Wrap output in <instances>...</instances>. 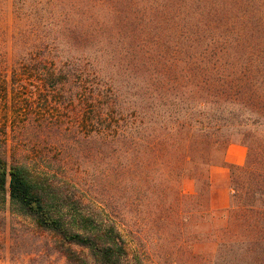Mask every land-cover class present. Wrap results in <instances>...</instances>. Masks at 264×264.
Listing matches in <instances>:
<instances>
[{
  "label": "trees",
  "instance_id": "obj_1",
  "mask_svg": "<svg viewBox=\"0 0 264 264\" xmlns=\"http://www.w3.org/2000/svg\"><path fill=\"white\" fill-rule=\"evenodd\" d=\"M12 6L23 49L15 64L45 72L59 103L84 95L76 115L110 160L91 201L77 184L0 152V197L12 213L51 236L68 264H154L150 244L180 262L264 264V0ZM231 144L246 147L243 165L227 164ZM215 167L229 170L224 209L214 206ZM198 240L215 251L194 253Z\"/></svg>",
  "mask_w": 264,
  "mask_h": 264
},
{
  "label": "rangeland",
  "instance_id": "obj_2",
  "mask_svg": "<svg viewBox=\"0 0 264 264\" xmlns=\"http://www.w3.org/2000/svg\"><path fill=\"white\" fill-rule=\"evenodd\" d=\"M15 17L12 0L4 1L0 6V152L10 163L24 162L35 173H55L60 180L77 184L88 200L95 201L100 197L98 189L107 182L110 160L103 142L91 141L90 124L86 128L76 115L80 104L76 100L84 95L75 90L71 97L75 101L59 103L63 96L44 85L45 72H31L24 69L26 65L17 67L15 55L23 49L15 45L14 36L19 31ZM94 111L96 104L89 101L85 112ZM224 180L221 176L214 179L213 199L218 196L219 182H224L223 189H230L231 199L230 181ZM183 189L193 192L194 183L186 181ZM54 244L51 236L36 231L30 219L12 213L8 195L6 200L0 197V264H68L53 250ZM192 246L194 253L203 256L215 251L211 242L202 240ZM148 248L154 264H204L202 259L180 262L174 250L168 258H161L154 254L152 244ZM180 253L184 254V246Z\"/></svg>",
  "mask_w": 264,
  "mask_h": 264
},
{
  "label": "crops",
  "instance_id": "obj_3",
  "mask_svg": "<svg viewBox=\"0 0 264 264\" xmlns=\"http://www.w3.org/2000/svg\"><path fill=\"white\" fill-rule=\"evenodd\" d=\"M247 156V149L245 146L241 144H231L227 148L226 154H225V160L227 164H233V165H243L246 161ZM229 170L226 167H215L212 170V182H214V179L217 176H221V178L229 179ZM225 182V180H224ZM223 182V183H224ZM220 187H217L216 192L218 193V196L214 199L215 207L219 209H224L229 206L230 203V189H223L222 188V182ZM225 193V194H224Z\"/></svg>",
  "mask_w": 264,
  "mask_h": 264
}]
</instances>
